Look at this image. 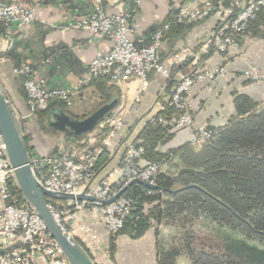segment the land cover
Masks as SVG:
<instances>
[{"label":"crops","instance_id":"1","mask_svg":"<svg viewBox=\"0 0 264 264\" xmlns=\"http://www.w3.org/2000/svg\"><path fill=\"white\" fill-rule=\"evenodd\" d=\"M5 1L33 5L38 19L27 26L12 25L8 28L15 39V46L9 51L4 49L5 37L0 34V83L17 111L30 153L51 154L63 144L73 142L75 138H67L64 133L50 127L48 120H42L38 115H28L23 78L15 74L14 69L23 62H28L47 79L50 86L67 87L78 82L97 51H108L110 43L99 40L84 30L64 29L65 23L90 13L94 0ZM189 1L191 0H140L137 3L135 0H103V6L107 13L127 11L137 24L134 37H143V44H149L152 34L161 29L173 18L179 7ZM239 1L235 4H240ZM219 18L220 14L215 13L191 27L174 28L170 33L164 34L161 42L162 60L168 66H172L186 51L182 65L184 71L192 67L195 70H213L217 67L227 70L225 76H219L213 81L203 80L187 91L188 112L196 127L226 126L237 115L238 96H246L255 103L264 104V78L252 81L242 74L247 69H254L264 76V17H260L252 30L241 37L238 51L230 48L226 52H219L212 47L211 33L217 27ZM176 80V76L166 78L152 73L149 75L147 88L142 91L137 78L123 85L124 97L120 102L126 109L124 124L99 156L92 185L107 177L111 182L121 177L118 167L127 146L137 141L149 120L168 104ZM98 85L91 82L83 86L73 96V104L66 106V113L80 116L94 103L97 104L102 99ZM171 132L172 139L167 144L158 146L156 152L166 153L189 143V136L185 131L172 128ZM149 162L148 157L143 158L140 163L146 165ZM167 170L173 172L175 168L168 166L164 171ZM2 209L3 202L0 198V212ZM77 216L80 222L91 226L93 236L99 242V248L90 249L96 264H163L160 235L171 224L151 225L138 236L128 231L111 236L101 216L93 215L89 210L79 212ZM70 227L72 235L89 249L92 242L89 236L78 229L77 224H71ZM180 257L174 264H185L183 257ZM186 257L191 264V259ZM39 264L45 263L40 260Z\"/></svg>","mask_w":264,"mask_h":264},{"label":"built area","instance_id":"2","mask_svg":"<svg viewBox=\"0 0 264 264\" xmlns=\"http://www.w3.org/2000/svg\"><path fill=\"white\" fill-rule=\"evenodd\" d=\"M139 1L135 0L137 3ZM236 6L239 10L233 16L234 8L225 7L223 0H191L179 7L173 14V20L179 24H195L218 13L219 23L211 33L212 45L219 52H226L230 48L238 51L241 44L238 37L246 33L250 22L264 9V0H240V4ZM37 19L33 5L0 0V24L6 27L4 49L9 51L15 46V39L11 30H8L10 26H27ZM136 28L135 19L127 11L107 13L103 0H94L90 13L65 23L64 29L90 32L95 38L108 41L110 48L108 51L98 50L85 74L76 84L67 87L50 86L47 79L28 62L17 66L14 72L23 78L28 115L34 116L47 111L57 102H63L70 107L73 96L83 86L101 77H107L110 84L121 90L122 100V87L129 80L139 79L142 91L147 88L149 75L152 73L166 78H171L174 74L177 80L167 104L168 107L180 111V115L174 120V127L185 131L189 136V143L195 147H201L210 141L217 130L207 125L195 126L194 119L188 112L186 93L198 82L213 81L219 76H225L227 70L217 67L213 70L185 73L180 67L186 51L172 66H168L162 60L161 42L170 29V23H165L161 29L156 30L149 44H143V37H134ZM242 74L254 81L264 78L254 69H247ZM125 116L126 109L120 102L93 132L79 140L63 144L58 151L51 154L30 153V165L38 181L53 191L73 194L86 191L88 195L103 200L114 196L133 179L156 183L166 164L149 162L142 165L140 162L145 148L133 142L127 146L121 158L118 167L121 177L115 182L107 177L92 185L98 158L123 126ZM149 122L166 124L163 117L156 116ZM98 139H101L100 142ZM15 186L17 183L13 168L0 134V198L3 202L0 212V264H39L40 260L45 264H70L40 215L26 202H21L13 192ZM48 204L53 217L65 232L72 234L70 226L77 224L78 229L89 236L92 240L87 249L89 252L91 248H99V242L93 236L91 226L80 222L77 216L79 212L89 210L93 215L101 216L108 233L114 236L123 229L133 210L132 199L125 195L108 205L89 201H67L66 205Z\"/></svg>","mask_w":264,"mask_h":264},{"label":"trees","instance_id":"3","mask_svg":"<svg viewBox=\"0 0 264 264\" xmlns=\"http://www.w3.org/2000/svg\"><path fill=\"white\" fill-rule=\"evenodd\" d=\"M223 1L225 7L234 8V16L239 10L235 4L237 0ZM262 16L264 9L250 22L244 35L252 30ZM166 23H170L167 33L174 28L183 29L194 25L179 24L173 18ZM5 30V25L0 24V34L4 35ZM241 37L238 39L241 40ZM183 67L180 70L184 71ZM193 71L195 67L184 72ZM174 77L173 74L171 78ZM93 83L99 84L103 99L101 106L114 98H118L120 103L121 90L109 84L107 77H101ZM165 106L156 117H163L169 123L148 122L135 143L145 148L143 158L149 157L150 162H164L166 167L175 168L173 172L167 170L159 174L156 183L160 187L178 189L197 184L202 190L188 188L173 195L168 191H151L139 184L131 186L124 195L136 202L120 233L128 231L138 236L154 224L169 223L184 228L198 223H213L227 230L222 237L224 248L219 252L205 249L195 251L187 244L185 251L191 264H264V104L255 103L246 96H238L237 115L226 126L213 127L217 133L210 141L201 147L184 143L166 153H158L156 148L172 139L171 130L175 127L171 122L180 115V111L167 104ZM54 109L66 112V105L57 102L37 115L47 120ZM65 135L67 138H80L72 134ZM13 190L25 203L18 186ZM47 202L53 205L67 204V201L51 198H47ZM181 251L177 247L169 251V255L161 253V262L174 264V256L180 255Z\"/></svg>","mask_w":264,"mask_h":264},{"label":"water","instance_id":"4","mask_svg":"<svg viewBox=\"0 0 264 264\" xmlns=\"http://www.w3.org/2000/svg\"><path fill=\"white\" fill-rule=\"evenodd\" d=\"M118 98L99 107L84 118H75L61 109H54L48 115V124L55 130L64 134L82 137L93 132L98 124L118 105ZM0 134L5 145L7 157L13 168L14 178L25 202L35 210L43 219L51 237L64 251L70 264H96L90 252L72 234L65 232L53 217L47 198L64 201H89L101 205H108L123 196L131 186L143 185L151 191L176 193L188 188H202L197 184H190L178 189H166L157 183H148L140 179H133L114 196L107 200L88 195L86 191L78 194L58 192L44 187L35 176L30 165V151L23 133V128L17 111L13 106L7 92L0 83ZM235 213V212H234Z\"/></svg>","mask_w":264,"mask_h":264},{"label":"rangeland","instance_id":"5","mask_svg":"<svg viewBox=\"0 0 264 264\" xmlns=\"http://www.w3.org/2000/svg\"><path fill=\"white\" fill-rule=\"evenodd\" d=\"M102 100L103 99L98 101L97 104L94 103L92 107H89L87 110H85V113H83L82 115L73 116L75 118H84L90 115L101 106ZM135 202V199H133V206ZM165 224L169 225L168 223ZM224 232L227 233V230L213 223H198L194 224L191 227L184 228L171 224L169 225V227L167 226V228L163 230V235H160L161 253H166L167 255H169V251L173 250L174 248L180 247L183 251L180 252V255L174 256L175 258L173 257L174 260L172 261L175 263L178 257L182 255L188 256L185 251V247H187V244L191 249H194L195 251L205 249L208 251L219 252L224 248L222 245V237L224 236ZM186 256H182L184 262L185 264H190V260Z\"/></svg>","mask_w":264,"mask_h":264}]
</instances>
